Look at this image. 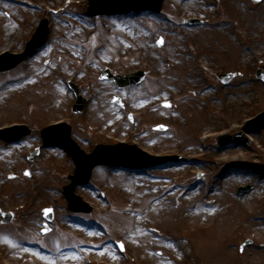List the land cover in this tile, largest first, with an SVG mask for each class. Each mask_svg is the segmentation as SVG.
I'll return each mask as SVG.
<instances>
[{"label":"rangeland","instance_id":"374dc122","mask_svg":"<svg viewBox=\"0 0 264 264\" xmlns=\"http://www.w3.org/2000/svg\"><path fill=\"white\" fill-rule=\"evenodd\" d=\"M87 8L88 0H0V54L22 52L42 19L51 27L35 56L0 72V127L23 123L32 130L18 144L0 139V206L16 212L11 223L1 224L0 218V264H35L18 259L22 252L16 247L27 241L52 254L77 251L86 241L72 237L71 227L88 230L93 223L101 238L93 246L110 250L100 264H109L112 253L118 264H264V237L248 226L264 222V131L242 146L216 143L217 136L240 131L246 119L264 110V83L255 76L258 68L264 70V0H166L160 16L88 18ZM195 14L205 15L206 23L187 27L185 19ZM161 37L165 44L158 48ZM106 68L122 75L144 69L147 78L141 86L119 90L101 79ZM223 72L236 74L230 86L219 81ZM69 81L88 100L81 114L72 112L76 98ZM164 101L172 108H164ZM59 121L72 127L86 152L126 142L189 162L147 175L97 168L92 187L76 188L94 213H72L63 187L75 163L60 149L42 147L41 130ZM159 125L168 130L156 131ZM38 147L41 154L29 161ZM157 175L168 188L155 199L154 187H147ZM249 185L251 193L237 195ZM182 201H187L183 213L177 209ZM242 202L248 209L242 221L234 217L235 230H226L221 218L203 224L185 215L200 205L231 208ZM47 207L57 218L43 235ZM247 239L251 244L241 251ZM169 240L185 243L182 260L174 244L166 248ZM115 242H124V250ZM250 257L256 262L249 263Z\"/></svg>","mask_w":264,"mask_h":264},{"label":"water","instance_id":"95a60500","mask_svg":"<svg viewBox=\"0 0 264 264\" xmlns=\"http://www.w3.org/2000/svg\"><path fill=\"white\" fill-rule=\"evenodd\" d=\"M91 7L89 8L88 15L90 17L96 15H117V14H129L131 12H146L152 11V13H160L164 0H90ZM48 20H43L32 42L28 44V49L21 55H6L0 57V70L5 71L16 67L23 62L27 57L33 56L37 49L41 48L47 41L50 29L48 27ZM198 22H194L196 24ZM193 24V23H192ZM163 45V40L160 41V46ZM12 59L11 62L6 61ZM258 76L264 80V73L259 71ZM106 77L113 78L120 87L129 86L133 84H139L143 81L145 74L143 72L128 77H113L110 73ZM227 81L232 78L231 75L224 76ZM76 94L78 89L76 86H72ZM79 102L74 106V112H82L84 110L86 100L82 97H78ZM245 129L248 132L259 133L264 129V113L257 118L249 121ZM15 134L5 135L3 138L7 141H18L25 135L30 133V130L26 126L16 127ZM72 129L67 124H60L44 129L42 136L45 140L46 147H60L66 150L74 158L77 168L74 176H70L72 183L64 188V194L69 200L70 210L72 211H90L91 208L87 203H84L82 199L75 194V188L77 185L86 186L92 177L93 170L99 165H110L114 168H130L136 170L142 167H148L152 165L150 161L142 159L141 156L146 157V154L139 150L136 146H128L125 144H119L116 146L100 145L91 154H87L82 150L79 145L72 139ZM232 140H235L238 145L244 142L242 136L235 137H222L219 143L224 145ZM38 154V151L30 156L33 159ZM155 159V160H153ZM153 161L163 162L169 158H153ZM178 159V158H174ZM251 187L240 189V193L249 192ZM48 221H52L53 215L50 211H47ZM11 217L5 222L10 221ZM47 226V225H46Z\"/></svg>","mask_w":264,"mask_h":264},{"label":"bare ground","instance_id":"6f19581e","mask_svg":"<svg viewBox=\"0 0 264 264\" xmlns=\"http://www.w3.org/2000/svg\"><path fill=\"white\" fill-rule=\"evenodd\" d=\"M12 31V25L8 26V33L10 35ZM27 78V77H26ZM25 78V79H26ZM24 79V80H25ZM23 80V81H24ZM21 81V82H23ZM227 159V158H225ZM156 178H159V181L157 182H153L154 185H156V187H158L159 185H162L165 181H161V179L163 178L162 176L157 175ZM164 179V178H163ZM264 179V178H262ZM152 186H150L148 188L147 191H150ZM156 189V188H155ZM157 193L155 192H151L150 195H156ZM254 194V193H253ZM174 195V196H173ZM172 196L174 198H177L176 195L173 194ZM256 195H253L252 197H250L249 200H255ZM178 201V200H177ZM187 201H182V204L180 206L177 207L178 210H180V212H184L185 208H184V203ZM156 206V205H153ZM247 206L245 203H240V205L237 206H232L231 208H221L218 207L217 205L215 206H205V205H200V206H196L193 212L187 213L185 212V215H187L188 217H190L191 219L194 220V223H197L199 220H201L203 222V224H210L211 220H215V218H221L224 221V224L227 223V227L225 228L226 230H235V225H234V217L237 215L236 217V221H242L243 218L246 216L245 213L247 211ZM231 214V215H229ZM259 218H257L258 220ZM235 221V222H236ZM260 223L259 224H255L252 225L251 223L248 225L250 226V230L255 231L256 236L262 238L264 237V228H262L264 226V222H261V220H259ZM72 230L71 232L74 234L72 237H76V238H80L82 237L83 240L86 241L85 244H80L79 245V249L77 251H73L72 249H61L59 250L57 253L53 254L52 256H50L49 258L43 254V251H45L44 249L40 248L39 245L32 243V242H23L20 246H17L16 248L18 250H20L21 256H19L18 259H23V257H27V258H31L32 260L35 261V264H53L55 262V264H86L90 259H94L98 264L102 263L100 261V258H102V260L106 259L108 257V254L110 252V250L108 248H99V247H94L93 246V240H101V238L98 236L96 230L93 226H89L88 230H82L79 229V227L75 226V227H71ZM81 239V238H80ZM91 241V242H90ZM174 244L173 247L179 248V249H184L185 247V243L181 242L180 240L177 241H173V240H169V243L167 244V247L165 245V243L163 245H165V247L170 250V244ZM259 254H263V253H259ZM23 256V257H22ZM263 257V255H262ZM154 260V259H153ZM92 261V260H91ZM263 261V259L261 260ZM109 264H118V260L115 259V253H112L109 256V260H108ZM252 262H256L254 257H250L249 258V263Z\"/></svg>","mask_w":264,"mask_h":264}]
</instances>
